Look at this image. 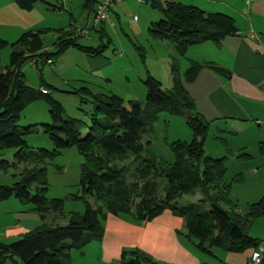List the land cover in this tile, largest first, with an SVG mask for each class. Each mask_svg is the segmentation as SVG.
Instances as JSON below:
<instances>
[{
    "label": "trees",
    "instance_id": "1",
    "mask_svg": "<svg viewBox=\"0 0 264 264\" xmlns=\"http://www.w3.org/2000/svg\"><path fill=\"white\" fill-rule=\"evenodd\" d=\"M13 2L19 9L30 11L41 0ZM99 2L84 0L81 9L94 17ZM147 2L163 16L150 24L149 37L170 41L182 58L191 47L204 43L219 46L226 37L238 32L235 20L226 14L207 13L172 0ZM50 7L52 11L64 10L62 5ZM49 31L27 30L11 44L0 39V53L11 48L8 64L2 66L0 61V156L7 150H15L12 162L0 160V170L7 172L11 167L24 165L19 182L0 186V202L14 198L22 205H30L43 222L20 239L0 244V264H72L71 251L82 252L91 242L102 239L107 215L129 217L141 223L153 220L165 210L182 218L184 232L179 235L202 256L216 257L215 251L243 253L257 249L261 242L247 230L253 220L264 218V196L249 207L246 216L237 213L229 200L231 186L224 182L226 158L212 159L205 155L210 123L197 113L193 99L183 87V82L193 83L204 69L225 78H230L231 73L212 62L189 61L180 75L178 64H174L171 65L172 87L168 91L147 73L143 81L144 106L135 101L125 103L116 95H93L83 88L92 98L94 108L91 123L85 126L78 120L63 117V109L51 98L49 87L41 86L39 90L28 87L21 66L27 61L36 67L43 66L48 60L53 66V59L56 61L69 49L98 58L104 48L80 45L77 38L81 33L68 27L53 30L58 37L51 52L43 46L42 39ZM98 32H104L103 28ZM39 100L48 104L50 123L18 126L23 110ZM160 113L183 118L193 133L190 143L177 141L170 145L174 154L170 164L159 162L150 153V142H144L142 136ZM39 133L51 142V151H35L27 145L25 138ZM73 147L84 158L80 180L82 199H92L94 205L84 201L82 214H72L66 225L53 226L47 222L62 216V201L45 197L44 164L60 151ZM259 151L264 157V143L259 144ZM143 152L148 153V158L142 159ZM114 157H119L118 164L114 163ZM249 158L244 152L237 156L240 160ZM196 194L200 195L197 203L179 202L185 196ZM220 204L229 205V209H223ZM119 264L155 262L138 250H123Z\"/></svg>",
    "mask_w": 264,
    "mask_h": 264
},
{
    "label": "rangeland",
    "instance_id": "2",
    "mask_svg": "<svg viewBox=\"0 0 264 264\" xmlns=\"http://www.w3.org/2000/svg\"><path fill=\"white\" fill-rule=\"evenodd\" d=\"M181 1L184 5L207 2V0ZM214 1L209 0L208 3ZM71 2L66 5L69 11L65 9L52 11L51 8L39 5L40 10L37 9V12L42 17L41 22L38 23L40 26L32 29L51 30L42 36L43 46L51 52L55 49L53 44L58 37V33L53 30L68 27L73 30H84L77 38L79 44L92 48L101 46L104 48L103 55L98 58H89L76 50L69 49L56 61L53 59L52 67L47 64L43 66L38 64L36 67L30 61L21 66V72L28 87L34 90H39L41 86L51 89L50 96L61 105L64 118L78 120L85 126L90 125L94 108L92 98L83 91V88L93 95H116L125 103L135 101L144 106L146 90L143 81L147 73L168 91L172 87L171 65L178 64L180 75L187 68L188 57L180 58L173 43L157 41L149 37L150 24L160 21L163 16L159 11L151 9L148 2L115 0L108 11V19L104 22V32L101 33L98 30L102 25H94L91 18L87 19L88 13L81 10L82 0ZM232 2L234 7L240 5L239 8H247L243 0H232ZM52 3V6L57 5L56 0ZM58 4L61 5L60 2ZM195 7L207 13L233 15L225 8H221L222 12H216L203 9L202 5ZM10 53V47L0 53L2 66L8 64ZM48 123H50L48 104L44 100H39L23 110L18 126L27 127ZM257 124V122L241 124L236 135L226 134L224 138H220L221 141L216 139L220 136L216 133V126L221 125L210 126L204 147L206 156L212 159L226 158L224 182L231 186L229 200L236 206V211L241 216H246L249 207L258 203L264 196V157L259 151L260 141L264 142V118L260 126ZM225 127L226 130L234 131L228 125ZM85 130L83 127L81 132L84 134ZM142 136L144 142H150V153L164 164L174 161V154L170 149L173 142L190 143L193 139V133L186 126L183 118L170 116L167 113H160L150 129ZM25 141L35 151L37 149L51 151L53 148L48 138L41 133L28 136ZM242 151L249 154L251 158L237 159V156L243 153ZM14 153V149L7 150L0 156V160L12 162ZM141 157L148 158V153L143 152ZM118 158L114 157V163H119ZM83 164L84 158L75 147L62 150L52 161L45 162L44 166L47 170L45 197L48 200L62 201V216L57 217L54 222L49 219L48 224L66 225L72 214L83 213L84 201L94 205L92 199L86 197L82 199L80 180ZM135 166L137 164H134ZM23 167L24 165L11 167L7 172L0 170V186H12L19 182ZM199 197V194L194 197L185 196L179 202L197 203ZM220 205L225 210L229 209L227 204ZM19 206L23 209L30 207V205L20 204L14 198L0 202V219L3 215H10L12 218ZM247 232L263 245L264 218L253 220ZM215 252L218 253V251Z\"/></svg>",
    "mask_w": 264,
    "mask_h": 264
},
{
    "label": "crops",
    "instance_id": "3",
    "mask_svg": "<svg viewBox=\"0 0 264 264\" xmlns=\"http://www.w3.org/2000/svg\"><path fill=\"white\" fill-rule=\"evenodd\" d=\"M71 1L73 0H68L66 5L69 2L71 4ZM208 1L192 4L199 7L202 5L201 8L210 11L222 12L221 8L231 11L238 32L226 37L219 46L204 43L191 47L185 57H188V63L212 62L229 71L231 76L225 78L204 69L193 83L183 82V87L193 99L197 113L210 126L221 125L216 126V133L221 136L218 138H224L226 134L236 135L241 124L257 122L260 126L264 118V0H255L247 8H239L240 5L234 7L232 0ZM52 2L53 0H41L32 10L24 11L13 0H0V39L11 44L25 31L40 26L38 23L42 17L37 12V9L40 10L38 7L41 5L51 8ZM56 3L59 7L57 0ZM65 7L69 11V7ZM90 18L93 15L88 14L87 19ZM101 28H105L104 24ZM227 125L234 131L226 130ZM16 210L12 218L10 215H3L0 219V244L12 243L43 223L31 207L23 209L19 206ZM180 232H184L183 220L169 210L163 211L149 222L141 223L134 222L129 217L109 214L104 221L102 239L91 242L82 252L71 251V262L119 264L123 250H138L155 264H246L252 251H218L215 252L216 257L202 256L179 235Z\"/></svg>",
    "mask_w": 264,
    "mask_h": 264
},
{
    "label": "built area",
    "instance_id": "4",
    "mask_svg": "<svg viewBox=\"0 0 264 264\" xmlns=\"http://www.w3.org/2000/svg\"><path fill=\"white\" fill-rule=\"evenodd\" d=\"M68 0H58L61 5L65 8ZM122 1V0H117ZM255 0H243L246 6H249ZM115 0H100L97 4L96 11L94 17L92 18V22L94 25L102 24L108 19V11ZM140 3H145V0H140ZM84 30H78L79 33H82ZM82 35V34H81ZM48 65H51L52 62L50 60L47 61ZM52 66V65H51ZM264 253V244L260 245L257 249L252 250L246 264H262V258Z\"/></svg>",
    "mask_w": 264,
    "mask_h": 264
}]
</instances>
